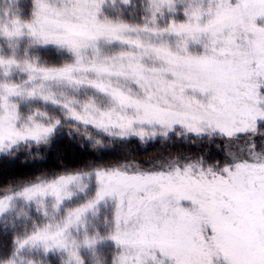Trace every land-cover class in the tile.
<instances>
[{
	"label": "snow or ice",
	"instance_id": "snow-or-ice-1",
	"mask_svg": "<svg viewBox=\"0 0 264 264\" xmlns=\"http://www.w3.org/2000/svg\"><path fill=\"white\" fill-rule=\"evenodd\" d=\"M0 264H264V0H0Z\"/></svg>",
	"mask_w": 264,
	"mask_h": 264
},
{
	"label": "trees",
	"instance_id": "trees-1",
	"mask_svg": "<svg viewBox=\"0 0 264 264\" xmlns=\"http://www.w3.org/2000/svg\"><path fill=\"white\" fill-rule=\"evenodd\" d=\"M149 150H151V148Z\"/></svg>",
	"mask_w": 264,
	"mask_h": 264
}]
</instances>
